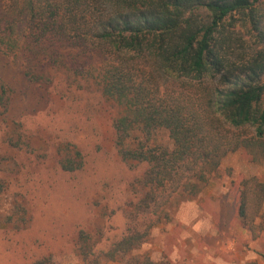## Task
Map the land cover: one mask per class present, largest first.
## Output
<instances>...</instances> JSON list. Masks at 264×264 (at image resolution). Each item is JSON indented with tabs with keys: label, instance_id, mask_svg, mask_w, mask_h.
<instances>
[{
	"label": "trees",
	"instance_id": "obj_1",
	"mask_svg": "<svg viewBox=\"0 0 264 264\" xmlns=\"http://www.w3.org/2000/svg\"><path fill=\"white\" fill-rule=\"evenodd\" d=\"M0 51L33 83L54 70L96 82L118 108V158L145 168L120 239L101 251L95 236L78 232L84 264H170L134 252L202 193L228 154L241 150L264 165V0H0ZM11 95L0 79V117ZM58 164L71 173L85 160L66 143ZM7 190L0 177V224L24 228L16 195L2 203ZM235 212L243 229L264 230V182H242ZM30 264L60 263L49 254Z\"/></svg>",
	"mask_w": 264,
	"mask_h": 264
},
{
	"label": "rangeland",
	"instance_id": "obj_2",
	"mask_svg": "<svg viewBox=\"0 0 264 264\" xmlns=\"http://www.w3.org/2000/svg\"><path fill=\"white\" fill-rule=\"evenodd\" d=\"M0 79L12 89L0 117V177L8 186L2 203L16 195L29 217L24 228L0 224V264H30L49 254L60 264H84L75 253L78 232L95 236L101 251L120 239L137 196L131 185L145 169L117 156L118 108L96 82L67 78L63 70L44 84L30 82L17 59L2 51ZM66 143L83 154L78 171L58 164V147ZM251 177L264 182V165L241 150L228 154L202 193L155 225L134 254L170 264H264V230L243 229L235 212L242 182Z\"/></svg>",
	"mask_w": 264,
	"mask_h": 264
}]
</instances>
